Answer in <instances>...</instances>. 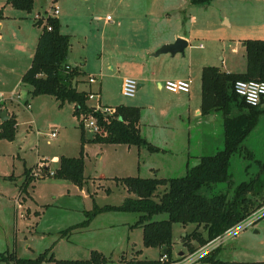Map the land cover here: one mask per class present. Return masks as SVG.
<instances>
[{"label": "rangeland", "instance_id": "374dc122", "mask_svg": "<svg viewBox=\"0 0 264 264\" xmlns=\"http://www.w3.org/2000/svg\"><path fill=\"white\" fill-rule=\"evenodd\" d=\"M53 2L60 8L61 30L71 36L67 62L82 69L78 88L99 93L89 96L87 102L102 108L119 103L139 105L141 133L160 148L92 141L94 130L87 125L90 114L84 117L74 112L73 101L61 103L52 94L29 91L31 85L22 81V75L31 64L41 32L35 17L38 12L46 13ZM108 15L110 19H106ZM176 32L191 38L185 52L156 55L163 43L183 36ZM245 37L264 38V0H35L31 11L0 0V92L9 95L14 88L21 92L19 101L7 98L1 103L15 111L17 120L14 138L0 137V252L35 258L48 251L58 259H87L92 250H98L112 257L110 264H124L123 255L159 258L161 249L146 247L142 227L132 226L139 212L108 208L89 217L87 211L95 203L118 205L134 195L122 182L105 177L184 175L202 155L224 147L222 112L210 121L194 111L201 92L200 62L206 60L224 69L245 68ZM233 46L237 53L232 52ZM190 58L192 99L188 101L160 88L157 80L170 79L168 76L189 66ZM91 75L95 76L92 81ZM125 76L142 83L134 96L122 93ZM260 106L263 111L257 124L243 141L252 154L243 149L231 157L235 183L254 176L264 160V103ZM82 121L86 178L79 185L48 171L56 170L62 154H80ZM53 130L56 136L51 135ZM30 166L37 173L32 169L33 178L26 184L25 169ZM202 189L208 195L234 192L228 181ZM163 190L164 185H159L155 197ZM164 218L166 212L154 216ZM186 227L173 224V253L179 249L183 255L189 253L185 237L196 225ZM175 257L178 260L182 255ZM218 257L264 259V217L229 239ZM0 264L8 262L1 260Z\"/></svg>", "mask_w": 264, "mask_h": 264}, {"label": "trees", "instance_id": "16d2710c", "mask_svg": "<svg viewBox=\"0 0 264 264\" xmlns=\"http://www.w3.org/2000/svg\"><path fill=\"white\" fill-rule=\"evenodd\" d=\"M13 6L31 11L35 0H7ZM192 3H204L211 0H190ZM41 26L36 48L30 66L22 75V81L31 85L29 91L36 95L52 94L61 103L66 100L75 103L74 112L83 113L84 117L95 116L98 129L91 140L98 142H116L148 145L151 149L160 148L150 143L141 133V107L126 103L115 105V111L106 112L96 109L87 102L90 90L79 89V76L82 72L79 64L67 62L71 48V36L61 30L58 16H49L45 22L36 19ZM51 25V28H48ZM246 52V66L243 70H225L214 64H207L201 71V113L208 116L216 111L223 114L224 147L212 154H204L197 164L189 167L184 175L172 177L126 175L117 176L127 189L134 195L126 196L120 204L100 206L95 203L88 216L97 212L117 208L139 212V218L133 226L143 229V243L146 247L163 249L159 258H131L122 256L124 264H173L177 261L173 253V224L183 226L196 225L187 234L188 252L195 251L226 229L246 219L264 205V160L260 161L261 169L248 180L235 183L231 173V157L243 149L252 154L253 150L243 145V141L257 124L263 111L258 105L249 104L244 97L236 92L234 84L238 79L264 80V38L248 37L243 39ZM76 79V86H74ZM264 101V96L261 102ZM260 102V103H261ZM16 117L14 114L0 124V137L13 139L15 136ZM82 127V148L79 155L60 156L59 166L53 173L58 177L68 178L83 185L85 182L84 123ZM32 167H27L26 184L33 178ZM48 169V167L46 168ZM228 181L233 187V194L221 191L212 195L206 194L202 187L214 182ZM159 185L164 190L155 197ZM166 212L167 218L154 219L157 213ZM79 226V225H77ZM73 226L69 229H72ZM68 229V230H69ZM198 245L192 244V241ZM167 251L164 252V249ZM218 248L206 255L201 261L209 264H264L263 261H229L218 257ZM184 253V252H183ZM166 255L167 258L162 259ZM180 257H178L179 259ZM8 264H43L53 261L55 264H110L112 257L105 253L92 250L87 259H58L48 251L40 253L35 258L18 257L16 253L0 252V261Z\"/></svg>", "mask_w": 264, "mask_h": 264}, {"label": "built area", "instance_id": "2783aa9c", "mask_svg": "<svg viewBox=\"0 0 264 264\" xmlns=\"http://www.w3.org/2000/svg\"><path fill=\"white\" fill-rule=\"evenodd\" d=\"M60 12L59 5L55 2L52 3L51 7L46 10V13L38 12L36 14V19H42L44 22L47 20L49 16H57ZM106 19H110V15L106 17ZM48 28H51V25H48ZM95 76L91 75L90 80H94ZM162 85L173 92H189L192 85V78H170L166 79ZM235 90L239 93L245 100L252 105H258L261 102L262 97L264 96V80L262 79H238L235 81L234 84ZM139 88V81L135 77L125 76L122 81V93L128 96H134ZM97 92L91 91L89 96L92 97ZM99 94V93H97ZM7 98L11 100H20L21 99V92L17 88H14L10 91L9 95H5L3 92H0V109L4 108L5 106H1L2 102H5ZM27 106L30 107V102H27ZM96 109L102 108L101 105L95 106ZM103 111L106 112H113L115 111V107L113 106H105L102 108ZM94 132L98 129L97 120L95 116L91 115V119L89 120L88 124ZM52 136H56V131L53 130L51 133ZM32 172L35 174V170L33 169ZM53 173L54 171H50ZM264 217V205L256 209L252 215L247 217L246 219L242 220L241 222L233 225L232 227L226 229L223 233L217 235L215 238L208 241L206 244L198 247L195 251L188 253L186 255H182L180 259H178L173 264H195L198 261H201L206 255L210 254L214 250L221 248L226 244V242L239 235L240 232L244 231L248 226L253 225L255 222L258 221L259 218ZM167 258L166 255L163 256L162 259Z\"/></svg>", "mask_w": 264, "mask_h": 264}, {"label": "crops", "instance_id": "0c3cea01", "mask_svg": "<svg viewBox=\"0 0 264 264\" xmlns=\"http://www.w3.org/2000/svg\"><path fill=\"white\" fill-rule=\"evenodd\" d=\"M175 35H183L182 37H184V38H186L187 39V41H188V45L185 47V49H187V47L190 45V41H191V38L188 36V35H184V34H180L179 32H176V34ZM39 37V36H38ZM246 38V37H245ZM245 38H242V39H245ZM248 38V37H247ZM263 38V37H262ZM169 41H173V40H169ZM168 42V41H167ZM200 46L202 47L203 46V43H200ZM237 47H235V46H233L232 47V52H234V53H237ZM176 54V53H175ZM188 62V67H184L183 69H180L179 71H177L172 77L171 76H168L169 78H186V77H191V68H192V60H191V58L187 61ZM207 64H210L209 62H206V60H203V61H201L200 62V73H201V71H202V67L204 66V65H207ZM214 65H217V64H214ZM218 66H220V65H218ZM220 67H222V66H220ZM243 67V66H242ZM223 68V67H222ZM224 69V68H223ZM244 69V68H243ZM242 68H226L225 70H237V71H240V70H243ZM192 78V77H191ZM157 82H158V85H159V87L160 88H163L164 86L162 85V83L164 82V81H162L161 79H158L157 80ZM142 83H140L139 82V86L141 85ZM192 86V85H191ZM168 90V89H167ZM170 91V90H169ZM171 93H173V94H175L174 96L175 97H177V98H186L188 101H190L191 99H192V96H191V89H190V91L189 92H173V91H170ZM98 93V92H97ZM28 102V101H27ZM262 103H264V101H262L260 104H259V108H261V104ZM200 105H201V92H200V99H199V101L198 102H196V104H194V111H195V114H197V115H199V116H201L202 115V113H201V107H200ZM113 106H115V105H113ZM3 109H7L8 110V113L10 114V116H11V114H14V116H15V111H13V110H10L9 109V107L7 106V108H3ZM12 111V112H11ZM217 116H218V111H216V112H214V113H212V114H210V115H208V116H206L207 118H208V120H210V121H214V120H216V118H217ZM16 117V116H15ZM205 117V116H204ZM17 120V119H16ZM200 121L201 120H203V118H200L199 119ZM3 120H2V118H1V116H0V123L2 122ZM140 129H141V124H140ZM223 129H224V125H223ZM224 134H223V141H224ZM219 143V142H218ZM127 144V143H126ZM128 145H132V144H128ZM218 145H220V144H218ZM217 147H220V146H217ZM42 159H44L43 157H42ZM59 166V165H58ZM57 166V167H58ZM30 167H32V166H30ZM46 167H48V166H46ZM117 176H119V177H121V176H126V175H113V176H108V177H105L106 179H114V180H116L117 182H121L120 180H118L116 177ZM99 182H101L100 180H99ZM133 226V225H132ZM131 226V227H132ZM188 226V225H187ZM134 227V226H133ZM183 229H187V227L186 226H184V228ZM186 235V232L184 233V234H182V236L184 237ZM173 236H174V232H173ZM238 236V235H237ZM236 236V237H237ZM235 238V237H234ZM174 243H175V237H174ZM226 245V244H225ZM224 245V246H225ZM224 246H222L221 247V249L224 247ZM173 247H174V244H173ZM161 249V251L163 252V249L162 248H160ZM140 251V250H139ZM138 253V252H137ZM180 254V255H183V250L181 249H179L177 252L175 251L174 252V254H175V256L177 255V254ZM136 255H138V254H136ZM161 256V255H160ZM128 258V257H127ZM222 259V258H221ZM264 259H257V260H245V261H263Z\"/></svg>", "mask_w": 264, "mask_h": 264}, {"label": "water", "instance_id": "95a60500", "mask_svg": "<svg viewBox=\"0 0 264 264\" xmlns=\"http://www.w3.org/2000/svg\"><path fill=\"white\" fill-rule=\"evenodd\" d=\"M188 45V41L186 38L182 36H178L173 41H168L163 43L156 51L155 54L158 55L162 52H171L172 54H175L177 52H185V47ZM76 79H74V86H76ZM0 116L2 120H6L10 117V114L8 113V110L0 109ZM167 251V248L164 249V252Z\"/></svg>", "mask_w": 264, "mask_h": 264}]
</instances>
